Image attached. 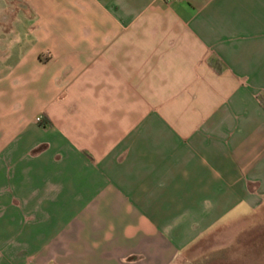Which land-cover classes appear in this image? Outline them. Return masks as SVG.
<instances>
[{
	"label": "crops",
	"instance_id": "1",
	"mask_svg": "<svg viewBox=\"0 0 264 264\" xmlns=\"http://www.w3.org/2000/svg\"><path fill=\"white\" fill-rule=\"evenodd\" d=\"M262 204L264 0H0V264H173Z\"/></svg>",
	"mask_w": 264,
	"mask_h": 264
},
{
	"label": "rangeland",
	"instance_id": "2",
	"mask_svg": "<svg viewBox=\"0 0 264 264\" xmlns=\"http://www.w3.org/2000/svg\"><path fill=\"white\" fill-rule=\"evenodd\" d=\"M173 264H264V204L214 226Z\"/></svg>",
	"mask_w": 264,
	"mask_h": 264
},
{
	"label": "built area",
	"instance_id": "3",
	"mask_svg": "<svg viewBox=\"0 0 264 264\" xmlns=\"http://www.w3.org/2000/svg\"><path fill=\"white\" fill-rule=\"evenodd\" d=\"M163 3L165 4H169V3H173V2H176L177 0H161ZM38 122L40 121V118H37L36 119Z\"/></svg>",
	"mask_w": 264,
	"mask_h": 264
}]
</instances>
